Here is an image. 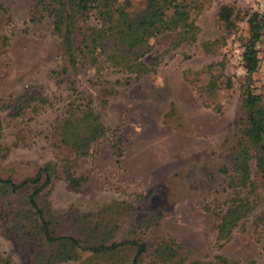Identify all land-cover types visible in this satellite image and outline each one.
<instances>
[{"label":"rangeland","instance_id":"obj_1","mask_svg":"<svg viewBox=\"0 0 264 264\" xmlns=\"http://www.w3.org/2000/svg\"><path fill=\"white\" fill-rule=\"evenodd\" d=\"M188 1L200 8L191 12L198 27L194 43L171 50L173 34L150 40L142 58L151 70L147 74L102 66L100 79L116 85L107 107L103 111L94 107L114 138L108 134L90 155L75 159L73 171L81 179L77 193L56 178L42 206L58 232L75 235L83 226L79 221L83 215L126 203L130 214L125 217L118 211L113 222L114 228L119 227L118 239L132 235L136 222L155 215V227L140 238L153 242L173 238L200 262L223 256L233 264H264L263 200L239 222L227 242L218 247L214 240L215 225L232 196L228 175L220 168L232 169L245 83V70L233 49H241L247 39L245 20L252 9L247 0ZM33 3L0 0V39H7L4 46L0 41V106L24 89L47 101L35 110L30 105L19 117L0 109V144L5 149L0 170L8 167L17 175L59 159L56 128L67 95L50 77L60 64L59 42L49 18L38 19ZM224 4L234 9L230 29H224L216 17ZM255 48L258 63L251 88L264 105V27ZM210 64L221 66L212 70L220 85L211 102L203 101L197 91L207 82ZM86 78L95 79L91 74ZM115 139L122 149L118 165L111 149ZM250 167L253 172L252 163ZM25 255L26 245L14 235L7 208L0 204V264H28ZM84 258L61 264H83Z\"/></svg>","mask_w":264,"mask_h":264},{"label":"trees","instance_id":"obj_2","mask_svg":"<svg viewBox=\"0 0 264 264\" xmlns=\"http://www.w3.org/2000/svg\"><path fill=\"white\" fill-rule=\"evenodd\" d=\"M199 9L196 2L188 0H143L142 4L132 0H34V13L38 19L49 18L52 33L59 42L60 64L50 71V77L67 95L56 128L59 159L21 175L8 167L0 170V204L7 208L14 235L26 245L28 264H61L83 256V264H233L223 256H216L213 262H200L173 238L154 242L140 238L155 227V215L136 222L132 235L118 239L119 227L114 228L113 222L118 211L125 217L130 214L126 203H113L99 213L83 215L79 218L83 226L74 231L75 235L58 232L42 206L56 178L68 191H79L81 179L73 171L75 159L90 155L108 134H113L94 107L97 105L103 111L116 85L100 79L102 66L137 76L151 72L142 62L149 41L170 33L173 34L168 44L171 50L194 43L198 27L191 12ZM233 13L232 6H219L216 17L224 29L231 28ZM245 23L247 39L240 53L245 83L239 139L231 153V171L220 168V173L228 175L227 187L232 196L214 228L218 247L228 241L239 222L261 200L264 203V105L251 88V75L258 63L255 47L264 27V15L252 12ZM6 40L0 39L2 46ZM215 66L220 64L206 67L207 82L197 89L203 101L211 102L218 93L219 77L212 71ZM87 74L95 79L86 78ZM226 85L229 87L228 80ZM46 103L40 94L24 89L9 97L0 109L9 110L11 117H19L30 105L35 110L36 105ZM1 132L0 121V138ZM111 149L118 165L122 158L118 140L112 141ZM4 153L0 144V158ZM257 191L262 198H258Z\"/></svg>","mask_w":264,"mask_h":264},{"label":"built area","instance_id":"obj_3","mask_svg":"<svg viewBox=\"0 0 264 264\" xmlns=\"http://www.w3.org/2000/svg\"><path fill=\"white\" fill-rule=\"evenodd\" d=\"M249 7L252 9V12L257 13L259 15H264V0H247ZM241 49L234 48L233 54L237 56L240 60Z\"/></svg>","mask_w":264,"mask_h":264}]
</instances>
